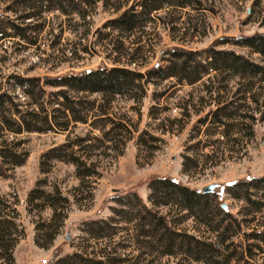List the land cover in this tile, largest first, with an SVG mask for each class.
Returning <instances> with one entry per match:
<instances>
[{
  "label": "rangeland",
  "instance_id": "rangeland-1",
  "mask_svg": "<svg viewBox=\"0 0 264 264\" xmlns=\"http://www.w3.org/2000/svg\"><path fill=\"white\" fill-rule=\"evenodd\" d=\"M14 1L0 0V23L6 35L0 37V95L19 105L20 116L30 126L45 129V113L54 122L51 118V130L45 133H3L9 149L18 145L13 160L22 161L18 166L10 159L5 164L0 161V201L16 226L11 231L16 241L13 264H77L75 257L61 262L72 256L101 264H199L180 253L159 257L153 251L146 215L132 194L164 216L165 222L167 216L178 232L211 239L213 234L184 219L183 212L152 207L147 183L167 177L199 192L215 185L213 206L224 205L229 215L242 221L240 211L246 206L223 188L264 176V82L254 79L250 87L246 79L214 73L194 85L153 78L143 86L142 94L114 96L102 109L105 116H98L102 104L98 95L68 93L75 98L77 116L86 113L87 121L70 120L67 132H59L54 123L63 120L52 111L60 100L49 94L62 88L43 87L42 81L100 67H124L144 74L156 66L165 67V51L172 48L202 53L212 47L264 64L260 55L233 42L264 34V0H194L187 8L163 3L160 10L145 17L143 26L122 34L112 32L105 23L140 0H65L59 5L66 14L34 8V13L41 14L29 20L21 18L27 11ZM134 11L140 8L135 6ZM11 23L21 30L24 40L12 37ZM35 79L38 84L24 82ZM40 86L45 91L43 101ZM230 103H237L240 110L232 130L223 135L226 127L212 125L210 114ZM2 111L0 117H6L5 106ZM205 116L204 124H199ZM11 119L18 124L16 115ZM77 139L83 141L79 147L68 146ZM70 155L85 165L88 176L77 177ZM40 193L55 201L65 199L54 206L61 218H54ZM117 195L125 197L121 203L112 200ZM220 219L215 216L213 223ZM89 222L102 226L103 235L91 238L86 232ZM240 229L247 232L244 223ZM50 237V244L41 247ZM231 240L235 245L242 243L239 234ZM0 264H7L2 251Z\"/></svg>",
  "mask_w": 264,
  "mask_h": 264
},
{
  "label": "trees",
  "instance_id": "trees-1",
  "mask_svg": "<svg viewBox=\"0 0 264 264\" xmlns=\"http://www.w3.org/2000/svg\"><path fill=\"white\" fill-rule=\"evenodd\" d=\"M65 0H16L14 4H22L23 9L27 11L21 18L29 20L35 18L41 11L34 13L33 9L41 8L42 12H51L58 10L62 14H66L59 4ZM194 0H140L136 1L128 9L124 10L118 17L105 23V27L111 28L112 32L117 31L120 34L130 33L133 29L143 26L145 24V17L151 12H156L161 9L164 3L169 6H176L179 8H187ZM46 6L41 7L42 4ZM53 4L51 6L47 4ZM39 4L40 6H38ZM138 6L140 12H135L134 8ZM11 8L8 7L7 10ZM12 30V37L24 40L21 30L12 23L8 25ZM5 27L0 23V37H5ZM9 37V36H8ZM33 45V41H29ZM235 45L248 48L252 52L264 58V34L253 35L249 37H240L233 41ZM168 55L165 67H154L147 70L144 74H140L134 69H126L124 67L105 68L100 67L94 70L85 71L79 74H66L56 78H45L42 81L43 87L62 88V91L50 93V97H56L60 100L57 108L52 111V114L58 112L61 115L62 122L55 124L57 131L67 132L68 124L71 122L85 124L87 121L86 113L82 117H78V112L73 108L75 98L69 96L71 94H96L100 97L101 105L98 116H105L106 112L102 109L104 106L111 104L110 101L114 96H125L131 92L140 91L143 93V86L151 83L153 78L160 81L173 78L177 83H185L187 85H194L200 83L202 79L207 77L210 73L221 77L223 75L230 79L239 78L246 79L250 87L254 85V79L257 82H264V64L254 63L248 59L234 54L231 51H217L209 47L202 51V53L188 51L180 48H172L165 51ZM203 55L202 58L199 56ZM133 64L134 62H130ZM27 84L32 85L38 80H25ZM38 86V85H37ZM39 87V97L41 101L45 97V91ZM5 95H0V114H2V107H6L7 116L0 117V161L5 164L7 159L13 160L17 156L16 151L18 145L9 149L4 138V132H9L14 135L22 132H39L45 133L51 130V121L54 118L47 113L42 118L45 129L38 130L30 126L29 122L24 121L18 111V104H12L10 101H4ZM243 101L247 100L245 97ZM34 104L37 100L33 101ZM41 104L40 111L44 112ZM234 109L232 112L230 110ZM240 110L237 103H230L220 105L213 113L212 125H220L226 130L222 132L223 135L227 131H231L233 120L237 117L235 114ZM69 114V117L65 115ZM16 115L18 124L11 119V116ZM53 116V115H52ZM225 119L223 121L222 119ZM207 116L198 121L199 124H204ZM117 128L125 129L122 125H117ZM81 140L68 144L69 147H79ZM67 146V145H66ZM71 162L76 166L77 177L82 178L88 176L89 172L85 170V165L79 163L78 159H74L72 155ZM14 161V160H13ZM22 162V161H21ZM21 162H15L14 166H18ZM185 164L183 165V172H185ZM83 168L82 171L80 169ZM80 173V174H79ZM149 190L148 201L152 207H168L175 209L178 212H183V218H190L194 224L207 229L209 233L213 234L210 239L208 237H196L192 234L178 232L169 225L166 216L158 215L153 210L145 207L139 198L133 193V199L138 204L140 211L146 217L147 227L151 229L150 237L152 239L151 247L159 257L174 256L178 253L184 255L188 260L199 264H264V176L249 178L242 181H236L231 184L224 185L223 191L231 198L241 201L246 209L240 211L241 220L229 215L225 210L213 206L214 193L202 194L196 189H189L184 187L179 182L167 178L157 177L152 178L147 183ZM41 194L44 205L52 210L54 218L59 216L56 214L54 208L55 204L64 202L65 199L57 197V201L49 198L48 195ZM125 197L115 196L112 200L121 203ZM213 206V207H212ZM5 207L0 201V251L4 253V258L7 264H13L12 250L15 245V239H11V231L14 232L15 225L10 221L11 219L4 213ZM215 211V215L213 212ZM119 214L120 212L117 211ZM169 214V213H168ZM221 216V219L214 224L215 216ZM60 217V216H59ZM61 218V217H60ZM59 218V220H60ZM258 219H261L258 222ZM223 222H226L223 224ZM244 223L247 232L242 231L241 224ZM86 232L91 238H99L103 235V227L96 226L95 222L87 223ZM14 229V230H13ZM148 233V232H147ZM160 233V234H159ZM241 235L242 243L234 244L231 240L236 235ZM213 239V240H212ZM51 242V237L48 239L43 248L47 247ZM36 245L37 241L34 242ZM39 246V245H38ZM75 257V258H74ZM75 259L77 264H101L99 261L87 260L81 256H72L62 259L61 262Z\"/></svg>",
  "mask_w": 264,
  "mask_h": 264
},
{
  "label": "water",
  "instance_id": "water-1",
  "mask_svg": "<svg viewBox=\"0 0 264 264\" xmlns=\"http://www.w3.org/2000/svg\"><path fill=\"white\" fill-rule=\"evenodd\" d=\"M215 188H216L215 185H209V186L203 187V188L200 190V192H201L202 194H209V193L213 192ZM221 208L224 210V209H225V206H224V205H221Z\"/></svg>",
  "mask_w": 264,
  "mask_h": 264
}]
</instances>
